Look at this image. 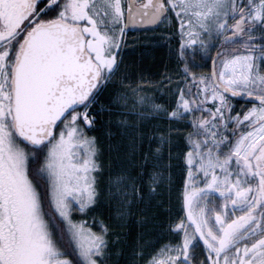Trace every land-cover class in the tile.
<instances>
[{
	"label": "snow or ice",
	"instance_id": "1",
	"mask_svg": "<svg viewBox=\"0 0 264 264\" xmlns=\"http://www.w3.org/2000/svg\"><path fill=\"white\" fill-rule=\"evenodd\" d=\"M137 25L176 62L156 82L122 67ZM102 122L130 149L103 198ZM181 127L180 211L128 239L134 208L167 202ZM121 262L264 264V0H0V264Z\"/></svg>",
	"mask_w": 264,
	"mask_h": 264
},
{
	"label": "trees",
	"instance_id": "2",
	"mask_svg": "<svg viewBox=\"0 0 264 264\" xmlns=\"http://www.w3.org/2000/svg\"><path fill=\"white\" fill-rule=\"evenodd\" d=\"M161 29L133 32L130 31L127 35L126 44L121 50V56L123 57L122 67H126L133 79L143 77L146 81L151 80L156 82L162 78L164 72L172 73L176 70V62L171 57L169 47L163 46V42L160 40ZM197 61L200 58L197 57ZM197 71H210V62L208 67L196 69ZM111 87L106 89L101 96V100L107 102ZM150 95L159 96L158 92H149ZM162 99H157V103H163ZM236 103V101H233ZM245 106V105H244ZM241 105H237V110ZM159 125L161 128L167 127V122L162 120H148L144 123L143 131L147 135H153L156 133ZM185 127H181L179 134H175L172 137L173 146L172 154L174 159L171 161L172 167V180L173 188L170 195L166 198L167 202L163 207L156 205V200L153 199L147 203H141L133 210V215L128 218L125 227L117 229V231L125 232L128 234V239H133L139 234H144L146 240H156L159 236L163 235L159 225H164L169 216H176L180 211V201L177 199L179 191L182 189L183 181L185 179L186 170L183 166L181 153L186 151L183 136L186 135ZM111 132L113 135H109ZM90 136H95L98 141V147L101 151V164L103 175L100 177L101 181V196L106 197L107 192L105 190L108 175L117 168L116 157L119 156L121 160L127 163L129 156V140L126 136L119 134V130L113 126L108 125L106 122H102L97 125V128L88 133ZM146 148L147 145L145 144ZM159 199V198H156ZM167 209L168 211H166ZM107 221L108 209L102 203L95 211L83 216H78L79 219H84L92 223L93 218ZM144 218L145 222L140 224L139 221ZM91 220V221H90ZM123 264V262H121Z\"/></svg>",
	"mask_w": 264,
	"mask_h": 264
},
{
	"label": "water",
	"instance_id": "3",
	"mask_svg": "<svg viewBox=\"0 0 264 264\" xmlns=\"http://www.w3.org/2000/svg\"><path fill=\"white\" fill-rule=\"evenodd\" d=\"M154 28V26H149V25H137L135 28L132 30H144V29H151Z\"/></svg>",
	"mask_w": 264,
	"mask_h": 264
},
{
	"label": "rangeland",
	"instance_id": "4",
	"mask_svg": "<svg viewBox=\"0 0 264 264\" xmlns=\"http://www.w3.org/2000/svg\"><path fill=\"white\" fill-rule=\"evenodd\" d=\"M233 103H234V102H233ZM247 106H250V105H245V107H247ZM91 220H92V219H91ZM91 220H90V221H91Z\"/></svg>",
	"mask_w": 264,
	"mask_h": 264
}]
</instances>
